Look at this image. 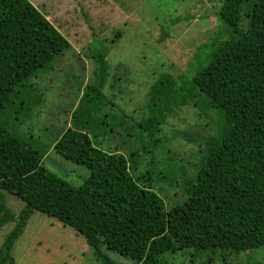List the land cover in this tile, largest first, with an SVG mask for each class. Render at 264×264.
<instances>
[{
  "label": "trees",
  "instance_id": "1",
  "mask_svg": "<svg viewBox=\"0 0 264 264\" xmlns=\"http://www.w3.org/2000/svg\"><path fill=\"white\" fill-rule=\"evenodd\" d=\"M216 15L224 34L197 48L193 61L201 66L190 87L176 81L171 89H151L153 114L138 124L140 133L153 136L166 115L187 103H206L219 118L202 142L196 171L179 184L184 200L165 210L162 198L133 178L122 154L95 147L88 135L89 126L99 123L91 100L102 98L103 52L92 57L96 81L85 86L70 126L54 145L65 159L89 169L82 185L73 187L42 165L47 143L5 128L7 108L20 114L24 104L30 109L43 101L40 93L31 96L36 88L26 81L71 46L29 0H0V190L24 202L15 214L0 192V227L13 223L0 246V264H15L12 247L35 211L74 228L99 264H119L100 252L102 246L137 264H169L159 255L189 247L264 248V0H224ZM140 149L145 153L131 156L146 159L147 148ZM163 156L167 164L168 152Z\"/></svg>",
  "mask_w": 264,
  "mask_h": 264
},
{
  "label": "rangeland",
  "instance_id": "2",
  "mask_svg": "<svg viewBox=\"0 0 264 264\" xmlns=\"http://www.w3.org/2000/svg\"><path fill=\"white\" fill-rule=\"evenodd\" d=\"M29 1L71 47L26 81L31 90L36 88L31 96L40 93L43 101L30 109L24 104L20 114L7 108L1 115L5 128L21 138L32 133L47 143L42 165L73 187L82 185L89 169L65 159L54 145L70 126L68 117L85 86L96 81L92 57L103 52L107 76L102 98L91 100L92 110L91 104L86 109L94 112L92 117L95 115L99 122L87 130L92 144L105 152L122 154L130 162L133 178L158 194L165 210L181 203L185 195L179 184L196 171L202 142L219 124L216 110L206 103L198 108L192 103L181 104L154 127L150 137L140 133L138 124L153 114L154 107L151 111L148 105L151 89H171L180 84L176 81L190 87L189 80L201 66V60L193 61L197 48L224 34V25L216 15L224 0ZM89 96L94 97L95 91ZM153 138L157 139L154 146ZM140 146L149 152L146 159L140 160V154L131 156L138 150L145 153ZM166 152L167 164L162 161ZM0 192L6 207L17 214L24 202L5 190ZM12 225L0 227V246ZM100 252L115 263L137 264L104 246ZM92 253L74 228L39 211L33 212L11 251L15 264H99ZM159 257L169 264H264V248L235 251L189 247Z\"/></svg>",
  "mask_w": 264,
  "mask_h": 264
}]
</instances>
